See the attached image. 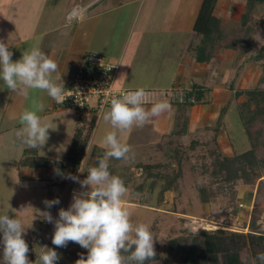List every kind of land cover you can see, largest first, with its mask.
Here are the masks:
<instances>
[{
    "label": "crops",
    "instance_id": "0c3cea01",
    "mask_svg": "<svg viewBox=\"0 0 264 264\" xmlns=\"http://www.w3.org/2000/svg\"><path fill=\"white\" fill-rule=\"evenodd\" d=\"M46 1L16 0L15 4L19 6L21 3L20 8L24 9L14 11L17 18L13 25H7L1 18L2 13L9 14V10H4L0 6V40L10 45L13 61L20 59L22 50H30L32 47L33 44L28 45L33 42L32 39L36 35L32 34L33 29L28 30L27 24H37L34 19L35 11L47 5ZM203 2L204 0H56L51 6L65 7L63 20L71 21L77 18L75 28L66 26L68 28V31L64 32L66 38L62 34H55L57 42L50 43L44 38L48 37V27L39 25L37 35L41 39L42 35L45 36L37 48L58 64V74L62 80L59 82H63L64 86L73 81L82 70L86 56L94 52L119 65L116 77L118 88L145 89L149 100V103L144 104L145 108L164 100L170 103L169 111L152 118L144 127L134 126L119 131L121 132L119 140L131 147L129 159L110 160L120 169L129 167L131 175V164L129 166L126 164L145 152L151 150L157 152L159 147L166 146L172 137L184 139V136H187L201 143L206 141L198 139L197 134L214 131L213 127L217 126L218 119L226 107L227 113L217 135V146L222 155H235L234 148L226 142L229 141L227 135L236 136L235 130H238L231 110L235 101H232L233 93L227 88V83L234 77L232 74L237 51L233 46H226L223 42L221 47L215 49L214 57L210 61L199 60L197 52L203 43V36L197 34L194 28ZM244 9L243 0H218L214 16L220 20L223 31L230 32L234 22L240 23ZM42 21L39 23H43ZM44 23L49 22L45 20ZM2 85L3 81H0V87ZM195 87H203L202 90L209 92L210 103L197 104L180 113L181 108L178 104L183 102ZM33 102L44 105L43 111L37 114L41 117L42 123L48 124L52 129L48 130L49 138L42 149L24 147L22 150L35 151V158H43L49 162L47 167H40L36 166L34 161L23 169L22 177L40 179L43 182L40 183L43 189L48 183L54 182L55 186H58L55 193L59 195L58 193L62 194L65 185L75 182L56 175L54 168H59L65 175L72 174L79 179L84 178L87 176L88 168L97 164L96 150L106 151L102 141L94 145V138L101 126H106L108 132L113 131L111 125L103 120V114L109 109L103 111L99 117L79 116L71 110L56 107L53 99L40 90H31L28 97H24L6 88H0V152L6 137L15 136L16 130L20 127L18 123L20 114L25 109H32ZM180 119H188L187 133L183 137H176L174 134L179 123L182 128L184 126V123L179 122ZM78 130H82L84 135H90L81 165L76 169L59 167L58 164L64 161ZM49 141L50 144L52 142L61 144L62 147L58 145L57 149L67 150L66 153L61 156L52 155L50 146L47 145ZM235 149L239 151L238 147ZM79 168L83 173L79 172ZM136 173L139 175V171ZM131 175L129 172L121 171L119 177L132 178ZM237 191L239 196L246 200L254 198L256 194L255 188L243 183L238 184Z\"/></svg>",
    "mask_w": 264,
    "mask_h": 264
},
{
    "label": "rangeland",
    "instance_id": "374dc122",
    "mask_svg": "<svg viewBox=\"0 0 264 264\" xmlns=\"http://www.w3.org/2000/svg\"><path fill=\"white\" fill-rule=\"evenodd\" d=\"M55 1L47 0V5L35 11L34 19L37 24H27L28 30L33 29L32 34L36 35L32 39L33 42L28 45L31 46L30 44H33L30 49L37 47L40 45L39 42L44 41L43 37L45 35H42V39L37 35L38 30H40L39 25L48 27V37L44 38L50 43L57 42L55 34H62L66 38V33H64L68 31L66 26H75L77 18L71 21H64L63 18L66 8H54L51 6V3H55ZM15 2L16 0H0V6L4 10H9V14L3 12L1 16L7 25H13L15 23L17 15H15L14 11L24 9L20 8L22 6L21 3L17 6L18 4H15ZM10 4L13 6H6ZM24 7L28 10L30 9L27 6ZM42 20H47L49 23L46 24ZM262 20L263 25L258 29L256 28L257 32L252 37L247 55L243 59L239 58L237 61L235 59V67L232 74L234 77L232 79L236 78V90H253L258 87L264 90V17ZM40 21L43 23H39ZM250 23L252 24V21ZM236 24L235 22L232 24V29L229 30L230 32H225L226 38L223 42L226 46L235 45L237 47L238 45L237 53L240 54L243 52L242 47L247 45L245 42L246 35H248L247 32L251 31L252 27L249 25L246 29L243 28L242 21ZM32 25L34 26L32 27ZM62 26H65V28ZM21 55L19 58H21ZM236 57H238L237 54ZM248 99L246 94L241 95L237 100L234 99L235 104L231 110L234 116L233 121L238 130H235L236 136L232 135L231 137L230 134L229 136L227 135L229 141L226 142H229L234 148V154L237 155L251 150L252 140L258 141L262 145L258 150V156L264 158V117H257L249 125V131L253 135L252 140L240 119L241 112L247 116H252L249 113L255 110V103L248 105ZM245 106L249 112L245 110ZM67 129H65L66 134ZM107 133V127L101 126L94 138V145L99 144L102 141L100 139H103ZM59 135L63 138L61 134ZM117 135L120 139L121 132L118 131ZM217 135L214 131L206 134H197L196 137L198 139L206 140L203 143L187 136H184V139L172 137L168 142L169 145L167 143L166 146L159 147L157 152L154 150L145 152L139 158L135 157L133 161L126 164V166L131 164L132 175L129 167H122L123 169H120L115 166L114 161L109 160V171L111 174L119 176L122 171V173L129 172L132 176L130 179L127 178L129 184L127 193L122 197V202L125 203H122V206L130 212L131 221L134 225L145 223L150 226L154 237L155 256L159 258V260L151 264H162L168 259H172L174 264H182L178 256L180 251L182 249L188 250L192 244V238L194 236H200L204 231L215 232L223 230L248 234L251 231L253 215L257 218L255 222L256 231L264 234V184L261 186V191H258V185H250L255 188L254 194L255 192L256 194L254 198L246 200L242 196H239L237 191V186L238 184H242V181H239L233 187L226 182L219 183L220 179L216 181L211 177L210 173H206V170L210 172V167L205 168V165L210 162L208 153L213 148L210 138ZM54 143L52 142L50 144V141L47 143L50 146L52 155L61 156L66 153L67 150L57 149L59 144ZM207 143L208 145H206ZM59 147H62V145L60 144ZM236 147H238L239 151L235 149ZM22 148L24 146L22 147L15 136L9 135L3 142L0 152V214L9 212V215L13 218L16 215L21 219L25 228H27L24 239L28 245L31 244L32 246L29 248V253L27 254L30 261L34 262L36 260V251H39V247L47 246L58 253L60 259L56 264H75L80 254H84L86 258L87 250L74 242H69L66 247L62 248L53 245L52 235L55 230L54 224L45 221L40 213L48 211L54 220L58 219L60 208L68 209L72 202L73 193L82 191L81 186L77 182H69L63 187L62 194L58 193L59 195H57L55 189H58V186H55L54 182L48 183L43 189L40 184L43 182L40 179L23 178V169L35 161L33 159H35L36 152L28 150L24 152ZM175 148L183 154L182 156L184 158L181 166L182 178L178 183L176 182V189L162 196L161 189L168 183V180L173 178H168V180H166L167 178H158L157 175L161 170L157 166L160 164L164 168L162 164L169 162L166 156ZM216 149L220 152L219 146ZM103 153V151L97 149L95 155L103 157ZM20 162H22L21 165H19ZM171 166L170 170H177L175 162L171 163ZM137 171H139V175L136 173ZM164 171L165 168L161 171L162 174L165 173ZM85 178H80V180ZM121 179L123 180L125 178ZM203 185L208 187L212 195L211 201L206 204H203L199 197V187ZM140 186H144L142 191H140ZM56 198H59V204L54 205L50 209L45 207L44 200H53ZM9 204L11 210L8 207ZM0 240H2V233H0ZM174 240H178V243L174 245L172 248L173 251L170 252V242ZM2 256L3 245L0 244V259H2ZM247 257H249L248 254H243L242 260H246Z\"/></svg>",
    "mask_w": 264,
    "mask_h": 264
},
{
    "label": "clouds",
    "instance_id": "9594fccd",
    "mask_svg": "<svg viewBox=\"0 0 264 264\" xmlns=\"http://www.w3.org/2000/svg\"><path fill=\"white\" fill-rule=\"evenodd\" d=\"M8 42L0 40V81L10 92L28 97L31 90H40L57 103H63L66 97L58 64L37 47L22 52L19 60L13 61V52ZM55 74V75H54ZM146 92L144 88L121 93L110 101V109L103 114V120L109 123L113 131L103 140V157L97 158V166L88 168L85 179L63 174L54 168L56 175L80 184L82 191L74 192L67 210L60 208L58 219L51 213H40L45 221L54 224L52 244L58 248L66 247L69 242L79 244L87 250V256L80 254L75 264H145L153 260L154 237L150 226L145 223L133 224L131 214L122 206V197L127 193L124 181L109 171V160H128L131 147L122 143L118 131L132 127H144L152 118L159 117L171 109L168 101H160L145 108ZM83 106V105H81ZM44 109L43 104L33 102L32 109H25L19 116L20 127L15 137L28 149L40 150L49 138L48 124L42 123L37 114ZM59 163V161H57ZM79 172L81 168H79ZM46 208L60 203L59 198L44 200ZM11 210L10 204L8 205ZM25 226L21 219L0 214V233L3 256L0 264H56L58 253L47 246L39 247L36 260L28 259L29 246L24 239ZM264 264V253L249 258L248 264Z\"/></svg>",
    "mask_w": 264,
    "mask_h": 264
},
{
    "label": "trees",
    "instance_id": "16d2710c",
    "mask_svg": "<svg viewBox=\"0 0 264 264\" xmlns=\"http://www.w3.org/2000/svg\"><path fill=\"white\" fill-rule=\"evenodd\" d=\"M245 1V9L241 17L242 27L246 29L247 26H251V31L247 32L248 35L245 42L247 45L242 47L240 54L237 53L236 61L239 58L243 59L247 55L252 41L253 35L256 34L257 29L263 25L264 17V0H243ZM218 0H204L197 22L195 24L194 31L203 36V43L199 47L197 55L201 61H210L214 57V50L221 47V43L225 40L226 34L223 31L221 22L214 16ZM252 21V24L250 23ZM257 28V29H256ZM237 51V47L233 45ZM246 48V49H244ZM264 50V48H263ZM236 78L227 83V88L233 93V101L237 100L243 94L248 96V105L255 103V110L247 116L241 112L240 119L244 128L246 129L249 137L253 138V135L249 131V125L256 120L257 117H264V90L259 87L253 90H236L235 89ZM210 94L206 90L201 88H193L188 94L185 100L180 105L181 111H186L194 105L201 103H210ZM235 99V100H234ZM246 105V106H248ZM245 106V110L249 112ZM224 108L221 116L218 119L217 126L213 127L214 133L218 134L223 119L226 113ZM244 108V107H243ZM179 122L184 123L183 128L180 125L175 130L176 137H183L187 133L188 119H180ZM180 127V128H178ZM182 128V129H181ZM90 135H84L82 130H78L74 136L73 142L68 150V153L62 163H59V167H70L73 169L78 168L81 165L83 156L88 146ZM208 145V143L206 144ZM211 145L213 148L208 153L210 162L205 165L210 167V172L206 170V173H210L211 177L216 181L220 179L219 183H228L231 186H235L239 181H242L246 185H258V191H261V186L264 184V158L258 156V150L262 145L258 141L252 140L251 150L243 154H237L233 156H224L216 149L217 136L211 139ZM264 145V144H263ZM215 147V148H214ZM183 154L176 148L171 150L166 156L169 160L168 163L162 164L165 168V173L162 174L164 169L160 164L157 168H160L158 178H173L168 180V183L161 189V195L176 189V184L182 178V163ZM48 160L43 158H35V165L40 167H47ZM175 162L177 170H170L171 163ZM130 179V178H129ZM126 188L128 187V179H123ZM177 182V183H176ZM144 187V186H143ZM140 186V191L143 190ZM199 197L203 204L211 201L212 195L208 190V187L203 185L199 187ZM256 216H252L251 231L248 234L230 232V231H215V232H202L200 236H194L192 238V244L188 250L182 249L178 256L180 257L182 264H248L249 258H255L257 254L264 253V234L256 231L255 222ZM178 243V240L170 242V252L173 251L174 245ZM32 247L31 244L28 245ZM243 254H248L246 260H242ZM159 260L157 256L153 260L146 261L145 264H151L154 261ZM162 264H174L172 259H168ZM259 264V262H257Z\"/></svg>",
    "mask_w": 264,
    "mask_h": 264
},
{
    "label": "built area",
    "instance_id": "2783aa9c",
    "mask_svg": "<svg viewBox=\"0 0 264 264\" xmlns=\"http://www.w3.org/2000/svg\"><path fill=\"white\" fill-rule=\"evenodd\" d=\"M118 70L119 65L111 63L104 55L89 53L79 74L69 85L64 86L65 95L71 96L66 97L63 103L53 100L55 106L71 110L79 116L99 117L103 111L110 109L113 97L134 91L116 86ZM145 101V104L149 103L147 95Z\"/></svg>",
    "mask_w": 264,
    "mask_h": 264
}]
</instances>
